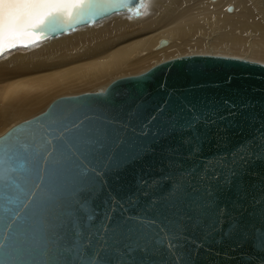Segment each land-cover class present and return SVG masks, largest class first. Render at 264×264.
<instances>
[{"label":"water","instance_id":"95a60500","mask_svg":"<svg viewBox=\"0 0 264 264\" xmlns=\"http://www.w3.org/2000/svg\"><path fill=\"white\" fill-rule=\"evenodd\" d=\"M139 2L90 0L0 58ZM261 136L264 64L246 59L183 56L104 91L60 97L0 137V264H264ZM68 145L97 157L95 167L81 160L96 182L79 201V235L59 219L81 186L80 153L60 151ZM181 185L198 202L194 217L172 211ZM126 218L154 227L114 237Z\"/></svg>","mask_w":264,"mask_h":264},{"label":"bare ground","instance_id":"6f19581e","mask_svg":"<svg viewBox=\"0 0 264 264\" xmlns=\"http://www.w3.org/2000/svg\"><path fill=\"white\" fill-rule=\"evenodd\" d=\"M191 55L264 58V0H140L130 12L6 53L0 137L46 112L55 97L104 91Z\"/></svg>","mask_w":264,"mask_h":264},{"label":"snow or ice","instance_id":"6c2138e0","mask_svg":"<svg viewBox=\"0 0 264 264\" xmlns=\"http://www.w3.org/2000/svg\"><path fill=\"white\" fill-rule=\"evenodd\" d=\"M90 0H0V51L5 48L18 46L19 43L28 41L34 42L38 33L45 27L54 25L61 17L71 18L77 15L83 8L91 7ZM53 30H55L53 28ZM22 46H29L23 43ZM196 123L193 120L183 125L184 129H189ZM264 141V136L260 137ZM24 145H21L23 148ZM62 152H79L80 160L74 165V170L81 180V186L74 196L61 205L62 226L73 229L74 234L80 233L79 213L77 209H82L83 204L79 201L82 197L90 195V191L96 182L94 175L88 173L87 165L95 167L97 159L96 153L92 150H84L81 146L68 145L67 149L62 148ZM184 187L177 189V203L179 207L173 208L175 215L195 216L198 212L197 201L189 200L184 197ZM91 219V217H88ZM131 218H126L117 223L112 229V235H117L118 229H123L124 234L129 237L143 235L146 231H151L154 225H144L142 222H130ZM140 250L139 245L136 248H130L131 251ZM111 264V262H109Z\"/></svg>","mask_w":264,"mask_h":264},{"label":"rangeland","instance_id":"374dc122","mask_svg":"<svg viewBox=\"0 0 264 264\" xmlns=\"http://www.w3.org/2000/svg\"><path fill=\"white\" fill-rule=\"evenodd\" d=\"M241 54H242V53H241ZM250 58H251V60L254 61V62H259V63H263V64H264V62H261V61H264V58H262L261 56H256V55H254V56H250ZM240 59H242V58H240ZM149 67H151V66L146 65V66L144 67V69H142V71L147 70ZM140 71H141V70H140ZM91 91H92V90H91ZM91 91H81L80 94H84L85 92H86V93H89V92H91ZM67 95H69V94H67ZM67 95H61V96L55 97L53 100L58 99L59 97L67 96ZM75 95H76V94H75ZM25 121H28V120H25ZM25 121H22V122H25ZM22 122H20V123H22ZM20 123H19V124H20Z\"/></svg>","mask_w":264,"mask_h":264}]
</instances>
